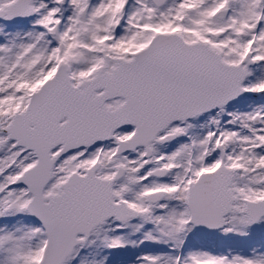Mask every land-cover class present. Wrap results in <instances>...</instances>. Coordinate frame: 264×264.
Masks as SVG:
<instances>
[{"label": "snow or ice", "instance_id": "1", "mask_svg": "<svg viewBox=\"0 0 264 264\" xmlns=\"http://www.w3.org/2000/svg\"><path fill=\"white\" fill-rule=\"evenodd\" d=\"M0 264H264V0H0Z\"/></svg>", "mask_w": 264, "mask_h": 264}]
</instances>
